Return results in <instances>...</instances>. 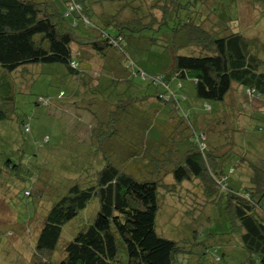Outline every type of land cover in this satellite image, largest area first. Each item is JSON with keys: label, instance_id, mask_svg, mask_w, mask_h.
Here are the masks:
<instances>
[{"label": "trees", "instance_id": "trees-1", "mask_svg": "<svg viewBox=\"0 0 264 264\" xmlns=\"http://www.w3.org/2000/svg\"><path fill=\"white\" fill-rule=\"evenodd\" d=\"M210 1L0 0V105L15 104L19 79L23 82V77H29L31 65L57 64L61 66L64 80L85 79L86 92L83 98L73 100V105L86 110L84 97L102 89L95 83L94 75L85 78L77 46L92 49L105 63L115 53L118 58L123 57L125 61L120 62L122 69L118 70V75H123L126 83L132 82L135 75L143 79L150 75L151 82L164 84L166 91L155 95L160 102L170 101L166 100V93L171 91L169 82L177 80L178 87L182 88L183 80L187 79L194 80L196 95L204 101H223L235 86L256 88L255 93L264 98V59L260 56L264 42L259 36L249 37L234 30L232 16L214 7L222 5L221 0H213L212 4ZM222 8L225 9V5ZM128 50L133 57H127ZM139 55L143 59L139 60ZM149 66L159 70L150 72ZM108 71L112 72V79L117 74H113L114 70ZM37 77L25 79L26 86ZM65 94L63 89L57 96L38 95L36 104L51 106ZM148 97L130 94L116 102L109 103L106 98L102 102L110 104L113 117L117 104L127 110L129 104ZM172 101L174 106L179 104L177 100ZM13 112L9 106H0V123L14 120ZM98 114L95 112L93 117ZM184 117L181 116L183 123L187 121L186 139L190 140L185 152L182 153L176 143L168 151L144 142L140 150L128 149L130 152L122 159V153L116 150L119 148L106 146L120 134V126L108 131L106 121L98 119L92 127L91 141L99 146L103 165L97 164L98 167L88 173L72 169L80 173L71 176L72 179L59 177L66 189L38 223L33 258L40 262L35 260V263L54 264L47 256L60 248L64 253L57 264L192 263L183 254L185 242L160 235L157 226L159 192L174 193L176 188L180 190L191 184L196 193L204 192L205 198L210 196L206 201L227 204L231 233L236 242L228 243V253L239 250L250 264H264V166L249 165L246 161L244 165L237 163L234 173H238V177L221 187L215 178L226 174V153L215 148L207 153L208 157L203 155L199 141L206 140L202 138L205 132L194 131L188 116ZM17 121L23 132L31 131L28 120L18 118ZM124 126L130 130L138 124L130 119ZM6 133L7 130L0 134L8 142ZM50 138L46 134L42 144L50 143ZM4 147V144L0 146V150ZM137 156L143 161H138ZM80 157L86 161V168H93L86 157ZM116 157L120 158V163ZM149 171L154 174L137 176ZM165 172L172 173L173 178H160ZM219 188L226 190L227 196L222 192L219 197ZM95 199L99 201V210L93 222L83 226L62 247L61 242L66 238L64 226ZM210 235L213 237L208 238L205 252L218 245L217 234Z\"/></svg>", "mask_w": 264, "mask_h": 264}, {"label": "rangeland", "instance_id": "rangeland-1", "mask_svg": "<svg viewBox=\"0 0 264 264\" xmlns=\"http://www.w3.org/2000/svg\"><path fill=\"white\" fill-rule=\"evenodd\" d=\"M212 3L213 0L209 4ZM221 3L222 5L214 6L217 7L218 12L224 11L227 16H232V24L237 26L243 34L259 36L264 42V0H221ZM224 5L225 9L222 8ZM140 46L143 47V44ZM133 56L134 54L128 50L127 57ZM144 56L146 57V54ZM260 56L264 59V50L260 51ZM137 58L140 60L143 56L139 55ZM118 61L124 63L125 59L121 57ZM142 64L144 65V62ZM56 67L61 66L31 65V69H28L31 72L28 78H36V73H39L37 79L27 86L24 80H29L28 78L23 77V82L19 79L20 87L15 90V104L0 105L13 108L15 116V121L8 120L9 122L0 123V128H3L0 133H5L6 130L8 133L5 134L8 142L0 134V146L5 145L0 150V264L40 262L33 258L35 240L39 233L37 226L44 218V214L59 197L64 195L65 182L59 177L72 179L71 176L80 174L72 169H81L84 173H88L90 169L98 167V161H102L99 146L91 140L87 141V144H81L84 148L78 151L81 156H88V162L93 168H86V161L78 154H70L65 149L51 150V147L55 145L53 143L55 134L62 130L61 117L54 111L55 102L46 107L36 104V99L38 95L51 96L60 89H67L65 77L61 74H53ZM148 68L153 69L152 66ZM94 70L97 71L94 78L98 80L101 74L100 64H96ZM122 76L116 74L113 78L115 81L112 78L109 79L110 86H105L102 91H92L90 96L84 97L87 99L84 102V107L88 110L86 112L92 116L95 112L99 113L98 116H94L96 118L93 117L94 123L91 127L95 126L100 119L106 121L108 131L120 126V134L116 135L107 148L113 149V146L119 148L116 150L122 153L121 159L130 152L128 149L143 148L144 142L150 147L159 149L160 146V149L168 151L171 145L176 143L181 152H185L190 146V140L188 142L186 139L187 121L183 123L181 116L187 115L193 124L194 131L205 132V147L201 149L203 155L208 157L207 153L215 148L220 153H226L224 169L226 174L215 178L221 187H226L231 178L238 177L239 174L234 173L237 163L244 165L243 161H246L249 165L264 166V98L260 93H249V88L235 86L223 101H204L196 96L192 82H183L181 88L178 87L179 81L173 80L169 82L171 91L166 93V100L170 101L157 100L158 104L152 105V102L148 103L149 97L143 98L146 99L143 103H141L143 99H138L135 104H129L127 110H123L121 104H117L115 114L111 117L110 104H104L101 101L106 98L111 103L121 97L119 90L127 85ZM132 80L138 84V89L134 93L135 97H142L143 94L154 96L157 92L166 91L164 84L151 82L150 75L145 79L135 75ZM172 90L177 91V94H172ZM172 100L179 101V104L174 106ZM155 107H158L157 110ZM18 118L28 120L31 126L30 132H23L17 121ZM170 118L178 122L180 120L182 123L181 127L178 126L181 128L180 132L176 128V121H171V124L167 125ZM184 118L186 120V117ZM109 119L110 122L107 124ZM130 119H133L138 126L129 130L124 124H127ZM88 122L89 118L85 120L86 126ZM68 127L69 132L76 131L72 122ZM87 127L90 129V125ZM46 134L50 135L51 142L42 144ZM207 157L205 161L208 162ZM137 160L143 161L141 156H137ZM116 161L120 163V158L116 157ZM148 174H154V172H143L140 174L142 176L136 175L143 177ZM161 177L167 180L173 178L172 173L168 172H165L163 176L160 175ZM187 185L188 187H180V190L176 188L174 193L159 192L160 209L157 216L159 234L185 242L183 254L186 259L192 261L188 264H250L241 251L233 249L231 250L233 252L228 253V243L234 245L236 242L231 233L227 204L221 201L210 203L209 200L206 201L210 196L205 198L204 192L196 193L191 184ZM218 191L219 197L222 192L224 196H227L226 190L221 191L219 188ZM201 201L204 202L201 203ZM98 210L99 201L92 200L85 210L64 226L63 236L66 238L61 242L62 247L83 226L93 222ZM210 233L217 234L218 245L211 246L205 252L208 238L213 237ZM63 253V249L60 248L47 257H50V263L54 261V264H57ZM219 256L221 257L218 260Z\"/></svg>", "mask_w": 264, "mask_h": 264}, {"label": "crops", "instance_id": "crops-1", "mask_svg": "<svg viewBox=\"0 0 264 264\" xmlns=\"http://www.w3.org/2000/svg\"><path fill=\"white\" fill-rule=\"evenodd\" d=\"M232 28L234 30L238 29V27L236 28L235 26H232ZM249 37H253V36H249ZM76 51L79 53L80 57L82 58L81 64L83 65L85 69V73H86L85 78L89 77L90 75L91 76L95 75L97 71L94 70V66L96 64H100V67H101V74L99 75L100 78L98 80H95L96 81L95 83L99 84V87L102 90L105 89V86H110L109 79H111L110 77H111L112 72L108 70H114L113 74L114 73L118 74L119 72L118 70L121 68V64L118 61L119 56H116L118 54L115 53L111 55V58L105 63L104 61H101L99 59L96 52H94L92 49L77 46ZM111 60H113L114 63ZM60 70H61L60 67H56L53 71V74L55 75L61 74ZM150 70L152 71L159 70V68H154ZM124 73L126 74L125 71ZM65 81L67 82V89H64L66 91V94L63 98H57L54 103L55 104L54 111L57 112L58 115L61 117L62 130L58 134H55V141L53 142L55 145L51 147V150L54 151L53 150L54 148H58L59 150L65 149L70 154L81 155L78 149L84 148L81 144H87L86 142L91 140L92 138V127L91 126L94 123V118L92 115L87 113L85 109L84 110L77 109L73 105L75 104L73 103V100L83 98L86 92V87L84 85L85 79L70 77L69 79H65ZM185 81L194 83L193 79L183 80V82ZM126 84H127L126 86H124L121 90H119V94L122 97H125V95L134 94L136 92V89H138L137 88L138 84L135 83L134 81L126 83ZM60 90H63V89H60ZM59 91L56 93H53L52 96H57ZM143 95L145 96L147 94H143ZM151 102L153 103L152 105L158 104L155 94L154 96H149L148 103H151ZM155 108L157 109L158 107H155ZM172 109L174 110V107ZM88 115H90L91 117ZM87 118H89V122L87 126L90 125V129L86 126V123H85V120ZM170 121L172 120L170 119ZM70 122H72L75 125V130H76L75 132L73 131L69 132L68 126ZM178 123L179 122L176 121L177 126H178ZM50 142H51V139H50ZM107 145L108 144H106V146ZM84 157H86V159L89 160L88 156H84ZM97 164L99 165V167L103 165L101 160L98 161Z\"/></svg>", "mask_w": 264, "mask_h": 264}, {"label": "built area", "instance_id": "built-area-1", "mask_svg": "<svg viewBox=\"0 0 264 264\" xmlns=\"http://www.w3.org/2000/svg\"><path fill=\"white\" fill-rule=\"evenodd\" d=\"M157 82H160V81H157ZM155 83H156V82H155ZM254 92H257V91H256V88H250V89H249V93H254ZM172 94H174L173 91H172ZM200 137H202V136L200 135ZM202 138L204 139L205 136H203ZM204 142H205V141H204ZM204 142L199 141V146H200L201 149L205 147V143H204Z\"/></svg>", "mask_w": 264, "mask_h": 264}]
</instances>
